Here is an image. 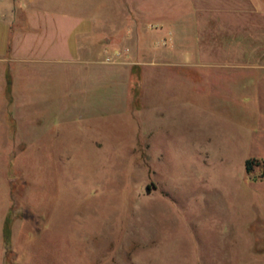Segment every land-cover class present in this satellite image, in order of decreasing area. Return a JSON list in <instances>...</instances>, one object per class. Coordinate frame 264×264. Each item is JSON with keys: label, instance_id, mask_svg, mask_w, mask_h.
Returning a JSON list of instances; mask_svg holds the SVG:
<instances>
[{"label": "rangeland", "instance_id": "374dc122", "mask_svg": "<svg viewBox=\"0 0 264 264\" xmlns=\"http://www.w3.org/2000/svg\"><path fill=\"white\" fill-rule=\"evenodd\" d=\"M191 5L20 1L5 53L28 60L0 61V214L9 204L8 226L23 221L16 262L264 264V178L243 168L252 107L232 89L242 80L180 77L134 45ZM6 37L0 25V55ZM134 48L147 63H132Z\"/></svg>", "mask_w": 264, "mask_h": 264}, {"label": "crops", "instance_id": "0c3cea01", "mask_svg": "<svg viewBox=\"0 0 264 264\" xmlns=\"http://www.w3.org/2000/svg\"><path fill=\"white\" fill-rule=\"evenodd\" d=\"M20 1L33 2L35 0H0V25L7 31L0 55L2 62H11L13 59L5 52L10 51L14 26L21 21H18ZM189 1L192 4L191 12L177 23V28L162 29L161 23H158L161 27H155L153 30H146L143 27V30L148 32L149 39L142 43L139 38L137 39L138 32H136L135 48H146L147 57H152L153 63L178 68L177 73L181 74L180 77L183 73L187 75L188 68L193 70V67H198L219 70L227 75H237L239 80H242L240 85L237 87L234 85L232 89L240 91L244 98L250 99L248 104L252 107L250 114L244 113V120L250 122V140L243 157V168L245 159H256L259 164L254 165L250 171L261 166L260 171L264 178V0ZM135 26L134 31L137 27L139 28V25ZM18 29L21 34L22 28L19 26ZM135 48L131 49L134 59L132 63H147L146 57H142ZM122 49V52L128 51L123 46ZM126 55L123 53L124 57ZM104 59L100 61L112 64L114 66L112 69L120 71L124 79L130 80L129 72L123 64L124 60H118V58L107 61ZM13 60L28 59L14 58ZM22 66L16 68L15 71L12 68L8 71L11 89L18 77L15 79V76L10 73L20 75ZM2 75L5 76V72L2 71ZM125 90L124 93H117L118 100H122L123 95H126ZM35 91L37 98L36 93L39 91L38 89ZM6 97H8L7 102L10 103L11 93H8ZM121 100H119L120 103ZM8 209L9 204L4 206L0 214V264H20L13 259V251L17 229L23 221L18 220L20 222L18 225L15 224V219L10 221L9 234L5 243L3 223Z\"/></svg>", "mask_w": 264, "mask_h": 264}, {"label": "trees", "instance_id": "16d2710c", "mask_svg": "<svg viewBox=\"0 0 264 264\" xmlns=\"http://www.w3.org/2000/svg\"><path fill=\"white\" fill-rule=\"evenodd\" d=\"M259 164V161H257L256 159H252V158H248L244 160V169L246 173H249V171L252 169V167L254 165ZM8 234H9V226L6 220H4L3 223V238L4 241L6 243L7 238H8Z\"/></svg>", "mask_w": 264, "mask_h": 264}, {"label": "built area", "instance_id": "2783aa9c", "mask_svg": "<svg viewBox=\"0 0 264 264\" xmlns=\"http://www.w3.org/2000/svg\"><path fill=\"white\" fill-rule=\"evenodd\" d=\"M105 60H109V58L108 57H105Z\"/></svg>", "mask_w": 264, "mask_h": 264}]
</instances>
